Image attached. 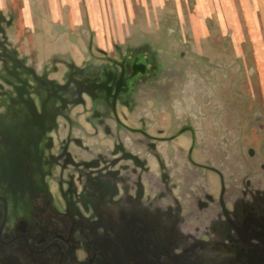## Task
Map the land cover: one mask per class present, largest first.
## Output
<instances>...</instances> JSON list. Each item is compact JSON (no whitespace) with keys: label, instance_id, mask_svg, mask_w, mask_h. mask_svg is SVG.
<instances>
[{"label":"rangeland","instance_id":"1","mask_svg":"<svg viewBox=\"0 0 264 264\" xmlns=\"http://www.w3.org/2000/svg\"><path fill=\"white\" fill-rule=\"evenodd\" d=\"M141 1L0 2V171L17 170L13 199L26 208L29 194L34 234L42 189L72 206L97 183L182 210L221 175L264 195V10Z\"/></svg>","mask_w":264,"mask_h":264},{"label":"flooded vegetation","instance_id":"2","mask_svg":"<svg viewBox=\"0 0 264 264\" xmlns=\"http://www.w3.org/2000/svg\"><path fill=\"white\" fill-rule=\"evenodd\" d=\"M11 136L3 140L17 155ZM257 169L264 171V164ZM13 172L7 181L6 167L0 171V264H264V195L241 194L243 184L260 181L237 179L228 189L220 175L211 191L190 192L182 210L171 196L167 205L159 204L161 197L146 200L143 194L114 199L97 183L86 191L89 201L77 199L72 206L55 205L42 189L41 228L34 234L29 194L26 208L13 199ZM127 178L123 188L129 186ZM25 179L29 186V167Z\"/></svg>","mask_w":264,"mask_h":264},{"label":"crops","instance_id":"3","mask_svg":"<svg viewBox=\"0 0 264 264\" xmlns=\"http://www.w3.org/2000/svg\"><path fill=\"white\" fill-rule=\"evenodd\" d=\"M0 2H3V0H0ZM234 2H235L234 5H236V0ZM63 3H64V0H63ZM177 3H180V0H178ZM204 3H205V0H194L193 5L196 4V5H199L200 7H202V5ZM220 3H221V1H220ZM140 4L146 5V7L149 9H159L163 5H165V0H142ZM254 5L255 6L258 5L262 10H264V0H251V2H249V6H250L249 9L251 8V11L255 9L253 7ZM234 9H236V6H234ZM224 24L226 26V24H227L226 21ZM235 32H236V25H234V30H233V35H232L234 37V39L236 40L238 38V35Z\"/></svg>","mask_w":264,"mask_h":264}]
</instances>
